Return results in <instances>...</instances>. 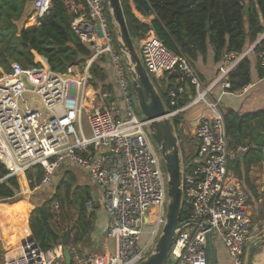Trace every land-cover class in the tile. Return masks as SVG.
<instances>
[{
	"label": "built area",
	"instance_id": "2783aa9c",
	"mask_svg": "<svg viewBox=\"0 0 264 264\" xmlns=\"http://www.w3.org/2000/svg\"><path fill=\"white\" fill-rule=\"evenodd\" d=\"M50 1L34 0L30 20L37 23L47 14ZM68 5L76 15L72 29L89 50V58L81 73L71 69L60 74L46 65L35 70L18 63L11 64L9 73L1 71L0 162L8 171L7 178L41 166L43 176L34 191L50 184L65 164L85 171L102 191L109 219L106 234L114 246L111 254L87 253L80 264H139L150 253L165 221L167 174L145 130L148 122L136 113L131 80L108 27L105 0H69ZM136 47L151 79L159 83L161 78L173 77L167 108L179 129L185 133L182 116L193 107L214 113L197 119L195 151L183 169L184 198L192 207L188 220L200 224L177 233L168 259L171 264H207L206 235L210 234L211 241L216 236L223 243L231 264H243L251 236L249 198L228 166L250 145H237L228 138L219 99L212 95L216 89L220 96L247 91L245 86L230 92L229 76L251 54L264 75V32L242 53H224L218 75L206 86L188 59L174 55L150 32ZM102 58L111 67L114 87L98 93L92 88L90 68ZM185 96L188 101L179 106ZM91 206L92 201L85 203L86 209ZM18 250L14 257H4L2 264H53L48 254L53 260L62 258L61 245L46 253L35 241H27Z\"/></svg>",
	"mask_w": 264,
	"mask_h": 264
},
{
	"label": "trees",
	"instance_id": "16d2710c",
	"mask_svg": "<svg viewBox=\"0 0 264 264\" xmlns=\"http://www.w3.org/2000/svg\"><path fill=\"white\" fill-rule=\"evenodd\" d=\"M29 1L0 0V69L4 73H9L11 64L18 63L23 68L38 70L42 68L37 61L38 57L45 58L49 68L60 74L68 73L77 65L83 66L84 62L80 60V56H88L90 52L72 29L69 15L71 14L73 19L76 15L69 10V0H51V7L47 14L39 19L35 26L26 27L33 11ZM73 1L80 3L81 0ZM120 1L127 28L134 43L152 31L164 47L176 56H184L194 69V63L198 57L204 60L209 49L213 51V60L220 62L224 53H242L264 32V0H131L135 10L142 16L154 15V19L149 24L136 18L129 0ZM245 10H247L246 13H244ZM40 61L45 63L43 59ZM101 62L103 59L95 62L90 68L93 77L92 85L100 92L113 90L111 85L105 84L106 75L100 65ZM195 71L197 72L196 69ZM259 75L263 76L260 68ZM152 81L155 85L158 84L156 87L164 86L160 94L169 106L168 93L173 88V77L170 76L167 81L162 80L159 83L155 79ZM229 81L230 92L240 90L250 83L249 57L239 62L231 72ZM187 101L188 96H185L178 105L182 106ZM222 117L228 138L237 145H250L249 150L242 157L244 179L247 181V173L251 165L264 160V111L240 114L231 108H225L222 111ZM174 123L177 127L176 120ZM191 147L194 153L195 146ZM193 153L184 151V164L193 157ZM64 171L66 173L60 180L71 178L73 181L71 173L68 170ZM7 175L8 171L0 162V200L15 199L23 189V185L29 191L32 190L40 182L43 168L36 165L20 176L7 178ZM240 180L243 182L241 178ZM242 189L249 199L251 196L257 198L256 192L253 189L251 194L247 192L243 183ZM73 195L74 199L69 204L74 206L75 219L65 226L57 223L49 205L53 201L59 203L58 192L54 194V199L35 207L30 212L28 227L32 238L43 252L59 246L61 243L59 230L64 232L70 227L69 247L73 248L79 243H85V237L92 226V213L85 207V203L91 201L89 188L77 186ZM66 196L69 197L68 192ZM13 205L16 207L12 210L6 209ZM24 205L28 209L26 202L21 201L0 206L2 233L14 224L15 219L11 213L13 210L17 212L19 225L13 228L12 236L23 225L25 226V210L22 209ZM191 211L192 207L185 199L181 220H188ZM60 219L65 218L61 215ZM253 252L252 250L249 264H251ZM167 263L168 260L165 264Z\"/></svg>",
	"mask_w": 264,
	"mask_h": 264
},
{
	"label": "crops",
	"instance_id": "0c3cea01",
	"mask_svg": "<svg viewBox=\"0 0 264 264\" xmlns=\"http://www.w3.org/2000/svg\"><path fill=\"white\" fill-rule=\"evenodd\" d=\"M29 4H30V7H32L33 2ZM129 4H130L133 14L140 21L149 24L154 19V15L145 17V16H142L140 13H138L135 10V7L131 0H129ZM35 25H32V26H35ZM150 35H154V33L150 31ZM135 44L136 46H138L139 40H137ZM249 47L250 45L248 46V48ZM248 57L250 61V83L246 86L247 91L239 96L238 95L220 96L221 95L220 90L216 89L212 95V98L214 100L219 99L220 105L218 109L221 113L225 108H231L240 114L251 113V112H256V111H264V75L263 76L259 75L260 67H258L259 65H258L255 55L251 54ZM38 58H41L45 61V63L40 61L42 66L43 65L48 66L45 58L43 57H38ZM102 59H103V62H101L100 65L104 69V73L106 75L105 84L106 85L109 84L112 87H114V79H113L111 67L109 63L106 61V59L104 58ZM102 59H99L98 61L100 62V60ZM194 64H195V69L197 70L198 75L202 81V84L206 86L210 84L218 75L219 68L221 66V61L215 62L213 60V51L209 49L206 55V58L203 60L201 57H198L197 61ZM77 71H79L77 66L72 68V72H77ZM162 80L167 81V79L161 78L160 81ZM92 88L98 93H101L93 85H92ZM223 98H227V99L225 103L222 104ZM213 114H214L213 111L204 109L201 106L193 107L192 109L185 111V113L182 116L183 117L182 124L185 130L184 139H187L191 143L190 146L185 150V152H187L189 148L192 149L191 147L192 145L196 146V141L194 138V128H195L197 119L200 116H207V117L211 116L212 117ZM242 157L243 155L239 157L238 160L230 162L228 166V171L233 177H235L240 182L241 186L243 183L244 188L245 190H247V192L251 194L252 189L256 192L257 198H253L251 196L250 198L251 202L249 201L248 203L249 204L248 213L251 214L253 212L254 214L252 213L253 218L251 219L252 220L251 225L253 227V230L246 244L247 246L255 238L262 235L259 230L260 226L257 224L258 219L255 216V214L257 213L258 207L263 206V203H264V160H262L258 164L251 165L249 172L247 173V181H245L244 179V176H245L244 160ZM237 161L239 163H237ZM69 166L70 165L65 164L62 166V168L65 167V169L67 168L66 170L72 173L71 176L73 177V183L75 184V187L86 186L89 188V193H90L91 201H92L91 208L87 209L89 212L92 213V220H91L92 226L88 234L87 243L86 244H84L83 242L79 243L73 248L67 245L70 251V255H71L70 264H80L81 261L84 259V257L87 255V253H92L98 256L113 253L114 243L106 234V229H107V226L109 225V219L103 209L102 191L89 178L88 174L85 171L81 170L78 167H74V166L69 167ZM240 178L242 179L243 182H241ZM96 196H98V199H100L101 206H102L101 210L97 212L95 211L97 206L95 205V199H94ZM26 202L29 204L28 201ZM53 204H54L53 206L55 207L58 206L56 201ZM15 207L16 206L13 205V206L7 207L6 209L12 210ZM30 207L32 208V206ZM22 209L25 210V218H24L26 219L24 222L25 226L23 225L21 229L18 232L16 231L14 235L12 236V233L14 232L13 228L19 225L18 219L12 216L15 219L14 224H12L11 227L8 228L5 233H2V230L0 229V252H3L5 250L4 253L7 252L4 255L5 257H14L19 252L18 249L20 248V246L23 243L27 242L29 238H32L29 227H28V215L31 212V209H29L28 211L26 205H24ZM13 211L16 212V210H13ZM13 211L11 212L12 214H13ZM212 249H213V261H215V263L214 262L213 263L214 264H224L222 257H221V253L218 252L216 254V252L214 251L213 240H212ZM252 250L254 252L252 253V256H251V264H264V244H258L255 247H253ZM51 251L52 250L48 252H51ZM59 260L61 261L62 264H65L63 255H62V258L57 259L58 264H60Z\"/></svg>",
	"mask_w": 264,
	"mask_h": 264
},
{
	"label": "water",
	"instance_id": "95a60500",
	"mask_svg": "<svg viewBox=\"0 0 264 264\" xmlns=\"http://www.w3.org/2000/svg\"><path fill=\"white\" fill-rule=\"evenodd\" d=\"M34 0H30V3ZM111 29L115 35V42L124 61L131 80V88L135 95L137 110L148 122L147 131L151 141L158 148L164 162L167 174V207L165 221L158 238L150 253L139 264H165L177 233L184 227L200 224L199 221L181 220L184 206L183 169L184 162L180 150L174 120L169 117V111L161 94L157 91L152 79L144 68L139 57L136 44L132 40L127 28L122 4L120 0H105ZM245 10L244 13H246ZM70 22L73 17L69 15ZM99 37L102 36L100 26H96ZM206 29H209L207 23ZM88 56H80L81 61L88 60ZM203 229L206 228L201 223ZM71 227L62 235L60 241L65 264H70L71 255L67 247ZM207 264H214L213 249L210 234L206 235ZM28 241H34L29 238ZM264 244V234L255 238L245 248L243 264H249L253 247Z\"/></svg>",
	"mask_w": 264,
	"mask_h": 264
},
{
	"label": "rangeland",
	"instance_id": "374dc122",
	"mask_svg": "<svg viewBox=\"0 0 264 264\" xmlns=\"http://www.w3.org/2000/svg\"><path fill=\"white\" fill-rule=\"evenodd\" d=\"M107 15H108V27L111 28V26H110L111 20H110V17H109L108 10H107ZM35 24H37V23H35V22H33L32 20L29 19L27 24H26V27H30V26L32 27V25H35ZM114 37H115V35H114ZM40 60H41V58H37L38 62H40ZM77 67H78V70H79L80 73L84 69V65L83 66L82 65H77ZM0 71H2V70L0 69ZM163 79H166V78L164 77ZM155 86H158V84L155 85ZM159 87H156V89L160 93V90L163 89L164 86H162V88H159ZM226 99L227 98H223L222 104L225 103ZM136 113H138L139 115H142L140 112H138V110H137ZM139 117L142 118L141 116H139ZM84 123L86 125L85 119H84ZM85 128H86V131H88L87 130V125H86ZM175 128H176V133H177V136H178L180 150H181V154H182V158H183L184 151L190 146L191 143L187 139H184V134L185 133L183 132L182 129H179L178 127H175ZM145 130L148 133L147 128H145ZM148 136H149V134H148ZM152 144L154 146L156 154L158 155V158H159L160 163H161V168H162V170H163V172L165 174V177H166V170H165V166H164V162L162 160V157H161V155L159 153L158 148L154 145V143H152ZM187 152L188 153L189 152L193 153L191 148H189ZM64 170H66L65 167L64 168H62V167L59 168L55 172L54 176L52 177V180H51L50 184H48L47 186H44V187H40V188H38L35 191L33 189L29 191L27 189V187L23 185V189L20 191L19 195L15 199H12V200H0V206L1 205L16 204L19 201H21V202L28 201L29 204L26 202V204L28 205V209H31V211H32L35 207L43 205V204L47 203L48 201H51V199H54V194L56 192H58L57 199L59 200V203L57 202V204L59 205V207L53 206L54 205L53 203L55 201L50 202L49 205H50V207H51V209H52V211L54 213V216L56 217V221H57V223L59 225L65 226L67 224H70L75 219L74 206L69 204V202L73 201V199H74L73 193H74V190H75V184L73 183V181H71V178H66L65 180H60L61 177H64L63 174L66 173V171H64ZM71 175H72V173H71ZM67 192H68L69 197L66 196ZM94 199H95V205L97 206V207L95 206L96 207L95 211L97 212V211L101 210V207H102L101 206V201H100V199H98V196H96ZM248 201H250V199ZM30 206H32V208ZM252 213L249 214L250 215V223L251 224H252V220L251 219L253 218V214H254V213L253 214ZM16 214H17V212L13 211V217L18 219ZM61 215H63V217L65 218L64 219L65 221L60 219ZM255 216L258 219L257 220V224L260 226L259 230H260L261 234L263 235L264 234V232H263V230H264V217H263L264 216V203H263V206L258 207L257 213L255 214ZM28 218H29V215H28ZM252 230H253V227L251 225V229H250V233L251 234H252ZM59 231L61 233L60 235H62V233L66 232L67 230L64 231V232H62V230H59ZM87 240H88V235H86V237H85V240H84L85 243L84 244L87 243ZM213 248H214V251L216 252V254L218 252L221 253V257H222V260H223L224 264H229V262L231 264V260H230L228 254H227L226 248L224 247L222 242L219 239H217L216 236L213 237ZM4 251L0 252V264H2V262L4 261V257H5L4 255H5V253H7V252L4 253ZM48 258L53 261V264L58 262L57 259L53 260V257L50 254H48ZM167 260H168L167 264H171V261L169 259H167ZM59 263L62 264L60 260H59Z\"/></svg>",
	"mask_w": 264,
	"mask_h": 264
},
{
	"label": "bare ground",
	"instance_id": "6f19581e",
	"mask_svg": "<svg viewBox=\"0 0 264 264\" xmlns=\"http://www.w3.org/2000/svg\"><path fill=\"white\" fill-rule=\"evenodd\" d=\"M259 258V257H258Z\"/></svg>",
	"mask_w": 264,
	"mask_h": 264
}]
</instances>
